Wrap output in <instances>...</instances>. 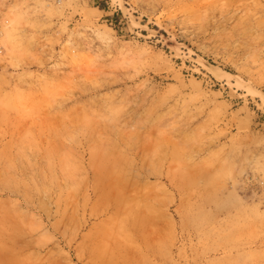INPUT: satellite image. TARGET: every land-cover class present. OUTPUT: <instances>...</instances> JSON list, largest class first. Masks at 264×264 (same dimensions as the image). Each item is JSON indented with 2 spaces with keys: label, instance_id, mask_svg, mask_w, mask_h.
Masks as SVG:
<instances>
[{
  "label": "rangeland",
  "instance_id": "rangeland-1",
  "mask_svg": "<svg viewBox=\"0 0 264 264\" xmlns=\"http://www.w3.org/2000/svg\"><path fill=\"white\" fill-rule=\"evenodd\" d=\"M0 264H264V0H0Z\"/></svg>",
  "mask_w": 264,
  "mask_h": 264
},
{
  "label": "bare ground",
  "instance_id": "bare-ground-1",
  "mask_svg": "<svg viewBox=\"0 0 264 264\" xmlns=\"http://www.w3.org/2000/svg\"><path fill=\"white\" fill-rule=\"evenodd\" d=\"M209 66V65H208Z\"/></svg>",
  "mask_w": 264,
  "mask_h": 264
}]
</instances>
